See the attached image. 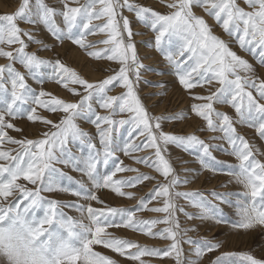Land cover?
<instances>
[{"label": "snow or ice", "instance_id": "1", "mask_svg": "<svg viewBox=\"0 0 264 264\" xmlns=\"http://www.w3.org/2000/svg\"><path fill=\"white\" fill-rule=\"evenodd\" d=\"M159 4L168 11L161 13L137 0H22L14 14L0 16V57L8 61L0 64V101L5 105L0 109V264H118L95 251V245L139 264H148L142 259L146 255L171 256L175 264H199L207 253L221 249L222 242L207 238L182 241V233L197 227L182 229L178 212L188 220L228 224L234 233L264 231V160L260 158L264 147L250 142L238 128H253L264 141V78L196 11L202 10L264 68V0H159ZM125 11L134 14L133 19L124 15ZM18 21L32 25L35 31L22 29ZM134 22L155 34L149 46L164 58L191 97V113L204 122L199 131L219 135L206 141L196 134L166 132L165 121L184 120L188 114L154 116L149 112L138 85L150 69L138 54L133 37L141 33L133 31ZM39 26L53 39L52 47L69 41L95 60L117 62L118 68L109 67L106 71L112 74L90 82L60 59H42L27 51L30 44L49 50L45 39L36 35ZM97 35L106 38L89 40ZM99 44L104 47L97 49ZM42 67L51 68V75L43 73ZM29 78L40 85L39 91L28 83ZM47 80L75 99L46 91L43 85ZM117 88L120 93L110 95ZM223 106L231 112L221 110ZM38 109L55 114L56 119L38 114ZM25 116L45 126L38 138L9 135V130L23 133L16 121ZM78 121L94 125L95 133L86 131ZM124 133L126 141L121 140ZM170 145L195 153L201 167L211 171L226 164L214 152L234 157L237 163L227 164L224 174L231 177L228 183L239 189L213 190L210 195L217 203L199 191H179L189 180L175 172ZM118 152L135 164L154 169L164 182L125 164ZM70 172L87 177L88 183ZM133 172L134 176H118ZM154 180L150 198H140L136 209L111 206L98 194L106 190L115 197L135 199V193L125 189ZM180 199L197 211L186 212L177 203ZM152 201H160L162 206L149 207ZM221 205L233 208L235 216ZM145 210L165 215L148 221L137 219V211ZM159 223L168 227L153 232ZM112 228L139 231L172 243L160 251L119 238L109 231ZM182 243L197 244L192 250L195 259L184 258ZM237 255L245 264H264V259L249 252H223L210 264H230L229 257Z\"/></svg>", "mask_w": 264, "mask_h": 264}, {"label": "rangeland", "instance_id": "2", "mask_svg": "<svg viewBox=\"0 0 264 264\" xmlns=\"http://www.w3.org/2000/svg\"><path fill=\"white\" fill-rule=\"evenodd\" d=\"M10 1V2H9ZM7 2V5H6ZM13 2V3H12ZM22 0H0V16L14 14L18 8ZM34 3L35 0H32ZM49 3H54V0H48ZM140 4L144 6L152 7L154 10L160 11L161 13H166L168 9L159 4V0H137ZM10 3V4H9ZM5 5V7H4ZM11 5V6H8ZM18 5V6H17ZM8 6V7H7ZM4 7V8H3ZM9 9V10H8ZM197 14L205 15V18L208 19L209 23L213 26V31L216 35L220 36L224 40L229 42L230 47L236 51L238 54L249 60L256 68L257 73L264 78V68H261L255 58L243 52L239 46L228 37L225 32L215 24V22L206 16L202 10L197 9ZM124 15L129 16L130 19H133L134 14L128 13L125 11ZM2 23V21H0ZM19 26L25 30H34L32 25H29L23 21H18ZM133 31L141 33L140 35H135L133 37L138 54L142 60V63L150 69L143 74V77L138 85L139 87V95L141 96L143 102L147 106L149 112L154 116H168L175 115L180 112H186L188 114V118L184 120H173V121H165L163 123L164 131L171 132L175 134H196L200 136L202 139L206 141L210 140V137L214 135H219V133H211V132H202L199 131V128L204 124V122L196 117L193 113H191L190 108L193 103L191 97L186 93V91L179 85L177 78L170 72V66L166 64L164 58L157 52L153 47L149 46V42H154L155 34L145 28L142 24L134 22ZM36 35L40 38L45 39V42L49 45V50H41V45L38 44H30L27 51L36 52L42 59L52 60L60 59L63 63L68 66L74 68L79 74H81L84 78L88 79L90 82H95L106 78L107 75L112 74L109 71H106L111 68H118V64L115 61H107V60H95L88 56L86 52L80 49L78 46L73 45L71 42L66 41L63 45L56 44L55 47L53 45V39L49 34L45 32L43 26H39V31L36 32ZM139 37H142V40H138ZM106 38L103 35L91 36L89 40L95 42L97 40H101ZM26 39V38H25ZM18 47V45L14 46ZM104 45H97V49L103 48ZM95 50V49H94ZM145 51V52H144ZM146 52L149 53V57H147ZM69 53V54H68ZM8 61L2 57H0V64H6ZM168 66V67H167ZM22 72L25 71L19 64L16 65ZM164 67H167L168 72H165ZM160 68V69H158ZM41 71L46 75L50 76L52 73V69L49 67H42ZM162 73V75L160 74ZM27 75V73L25 72ZM164 76H171L169 82L164 81ZM148 81L145 83L144 81ZM28 83L37 91L40 89V85H37L34 80L28 79ZM162 84L164 87H155L154 85ZM170 85V86H169ZM44 89L46 91H50L56 95H59L62 98L67 100H74L75 97L68 94L66 90L62 88V86L57 85L53 80H47L44 85ZM121 89L117 88L110 95H118ZM196 91L203 92L202 89H197ZM160 93H164L161 95ZM155 94V95H154ZM5 105L2 101H0V109L4 108ZM221 110L231 112V109L228 106H223ZM101 114H106L104 110L98 109ZM38 114L47 116L50 119L55 120V114L48 113L46 110L38 109ZM126 118V117H125ZM19 127L23 128V133H19L16 131L9 130V135L16 137L17 139L22 137L27 138H38L39 134L45 130V126L39 123H33L28 121L26 116L16 121ZM81 126L90 133H95L94 125L85 123L83 121H78ZM239 130L243 135L246 136L250 140V142L254 143L257 146L264 147V141L258 139L257 134L253 128L248 127H239ZM122 141L128 140L127 133H124L121 136ZM96 142L98 143V137L96 138ZM212 143H222L221 141H210ZM99 146V145H98ZM15 147V146H11ZM73 151H77V147L73 148ZM151 151V150H149ZM169 158L172 163V166L175 169V172L180 176L181 179L187 178L189 183L187 185H182L178 190L179 191H199L203 194L205 198L213 203H217V201L213 200V197L210 193L213 190L219 192L225 191H237L240 186L235 184H230L228 181L231 179L228 175L224 174L228 171L227 164H236L237 161L234 157L225 155L221 152H214L213 154L218 157L219 160L225 161L226 164L220 167L219 171H211L208 169H204L196 160L195 153H189L186 151H182L175 146H169L168 148ZM79 154V153H77ZM120 156V159L124 160L125 164L130 165L135 168H139L142 172H147L152 176L157 177L160 182H164V178L157 173L154 169H150L141 164H135L128 157L124 156L121 153H117ZM147 153H139V155H146ZM264 160V157H260ZM63 167V166H58ZM104 169H101L103 171ZM65 171H69L65 169ZM72 176L77 179H84L86 183L87 177H82L77 172H70ZM136 173H122L118 174V176L126 177V176H134ZM65 183H67L65 181ZM156 181L145 182V184L138 185L136 188L125 189L126 191H132L135 193V199H128L126 197L119 198L113 195H110L108 191L101 190L98 194L104 199L109 205L114 207H124L130 209H136L140 198L148 199L151 196L152 189ZM223 184H228L227 188L221 187ZM91 186V185H89ZM63 199L72 200L74 197L63 196ZM179 206H182L186 212H195L196 209L189 206V203L185 199H180L177 201ZM99 206V205H95ZM162 203L160 201H152L149 204V207H161ZM222 208L225 209V212L231 213L232 217L235 216V212L233 208H229L228 206L221 205ZM67 211V210H66ZM70 215H77L74 212L69 211ZM137 219L140 220H152V219H160L165 214L157 213L151 211H137L136 213ZM181 228L187 229L193 226L197 227L196 231H188L186 234L182 233L181 238L182 241H187L191 238L194 242H199L202 238H207L208 240L220 241L223 243V246L219 251H215L212 253H207L200 261L199 264H210L211 260H214L216 256L220 255L223 252H231V253H242L249 252L252 255L256 256L258 259H264V231L256 230L248 233L247 235L243 233H234L230 229L228 224H214L212 221H200V220H188L184 213H177ZM87 223V221H85ZM168 227V225L164 223L157 224L152 231L159 232L160 230ZM115 236L124 239H130L135 241L139 245L147 246L149 248L158 249L163 251L167 249L172 241L170 239H163L159 236L152 237L141 233L139 231H132L130 229L124 228H112L109 229ZM197 246L196 243H182V247L184 249V258L187 259H195L192 250ZM94 250L101 252L104 255H108L114 260L118 262V264H139L137 261L129 260L125 257H121L118 254L112 252L109 249H105L102 245H95ZM131 251H135L132 249ZM174 255V254H173ZM143 260L147 261L148 264H175V260L173 257H164V256H144ZM230 264H245L242 257L240 256H232L229 257ZM79 264V262H78Z\"/></svg>", "mask_w": 264, "mask_h": 264}, {"label": "bare ground", "instance_id": "3", "mask_svg": "<svg viewBox=\"0 0 264 264\" xmlns=\"http://www.w3.org/2000/svg\"><path fill=\"white\" fill-rule=\"evenodd\" d=\"M10 2V1H9ZM13 3V2H12ZM1 4H3V3H1ZM0 4V5H1ZM10 4V3H9ZM6 5H7V2H6ZM8 6H11V5H8ZM7 6V7H8ZM18 6V5H17ZM4 7H5V5H4ZM3 7V8H4ZM9 10V9H8ZM138 40H142V37H139V39ZM145 52V51H144ZM69 54V53H68ZM146 55H147V57H149V53L148 52H146ZM168 67V66H167ZM167 67H164V69H162V70H164L165 72H168V68ZM158 69H160V68H158ZM170 79H171V76H164V81L165 82H169L170 81ZM170 86V85H169Z\"/></svg>", "mask_w": 264, "mask_h": 264}]
</instances>
